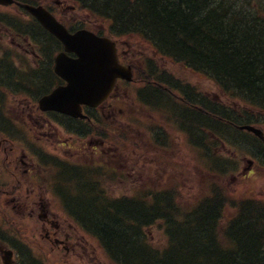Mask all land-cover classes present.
<instances>
[{"label": "trees", "instance_id": "16d2710c", "mask_svg": "<svg viewBox=\"0 0 264 264\" xmlns=\"http://www.w3.org/2000/svg\"><path fill=\"white\" fill-rule=\"evenodd\" d=\"M70 1L103 19L115 35L144 37L163 55L206 73L222 90L264 113V0ZM207 102L196 94L175 113L184 126L195 124L200 114L228 140L236 136L235 127L251 124ZM190 103L205 112L194 117ZM255 120L264 125V118ZM80 190L89 196L73 201L78 221L100 240L114 264H264L262 199L234 197L213 185L181 208L168 198L151 205L142 200L112 204L98 188ZM158 220L167 239L161 249L148 243L143 231Z\"/></svg>", "mask_w": 264, "mask_h": 264}, {"label": "flooded vegetation", "instance_id": "af4514ba", "mask_svg": "<svg viewBox=\"0 0 264 264\" xmlns=\"http://www.w3.org/2000/svg\"><path fill=\"white\" fill-rule=\"evenodd\" d=\"M53 3L0 4V264H50L55 252L62 254L59 264H68L71 251L84 241L72 233L69 209L84 186L80 171L87 158L117 172L140 162L145 169L161 164L167 170L166 156L181 145L178 136L160 133V159L147 144L143 155L121 150L118 100L128 93L119 88L99 108H84L85 119L40 109V99L65 83L55 74L53 36L26 7L65 12L63 2ZM97 128V136L87 139ZM171 160L172 166L179 164L177 154Z\"/></svg>", "mask_w": 264, "mask_h": 264}, {"label": "rangeland", "instance_id": "374dc122", "mask_svg": "<svg viewBox=\"0 0 264 264\" xmlns=\"http://www.w3.org/2000/svg\"><path fill=\"white\" fill-rule=\"evenodd\" d=\"M53 1L54 3L56 1L64 2L62 0ZM64 4V8L66 9L65 12H61L59 8L57 9L59 12H56L59 15L63 16L62 19L64 21L69 22L72 18H74L77 20H81L86 25L92 24L93 27L99 25L98 23H100L101 25H105V22L102 19L90 16L89 14L85 12H80L76 9L74 10V6L70 5V3L68 2H65ZM121 39H123V44H125L124 48L126 51H130L131 53L135 52L136 54H138V57H140L141 54H145L144 57L150 56L156 59V61L162 68H165L167 71L171 72L176 78L182 79L192 84L194 87L199 88L200 91L207 95L215 96V98L227 104L230 109L232 107L233 111L236 110V107L244 109L246 112V119L249 117V114L255 112V110H253L252 108L250 109L245 102H242L241 99L238 100L233 96H224V94L217 87L216 83L204 74L193 73L189 70H186L182 65L173 63L172 60L166 57H161L155 51L154 47L143 39H140L138 37ZM125 39L127 41H125ZM116 41L119 42L120 40ZM56 50L57 47L55 48V52ZM136 54H132V56H130L132 59L134 58V61L137 59ZM151 74L155 79L154 74ZM151 85H154V83H152ZM128 90L130 91L131 95H129L128 100L126 101V103H124L123 109L125 110V112L131 114V118H129L128 120H132L133 122L127 123V117L124 118V120H121L122 125L120 126V128L123 129L121 130L122 133L118 136V142L122 145V150L125 153L131 154L132 150H135L140 155H143L145 152L144 148L146 144H148L146 143V140L149 142L150 139L146 132L145 122L147 121V117H151L147 115L148 112H146L139 104V107L134 104L133 98L136 93V87L130 86ZM183 110L184 109L182 107V111ZM123 121H125V123H123ZM205 124H207V122ZM195 127L198 128V125ZM201 128L204 130L203 136L206 138V142H210L208 144V146L211 145L210 151H214L212 148L214 147V154H218L219 157L222 156V160L236 161V167L234 168L232 173H228L226 175L221 176H215L217 185H219V187L225 188L232 194L239 197H253L256 199L264 200V153L262 148L263 146H257V144L259 143L252 136L247 134H238L237 132L236 134L238 136L234 138L238 139L239 142L236 145L227 146L220 143L216 144V142L221 141L218 139L219 136L215 134V131H210L205 127ZM111 131L113 130H110V132ZM97 134L98 133H95L94 135H89L87 139L95 138ZM222 135H225V133ZM253 142L256 144H254ZM147 149L151 150V145L150 147H147ZM196 153L197 152L191 148L189 142L185 138H183L182 143L176 152L179 162L181 164L180 179L182 184L178 180L176 182L173 180L169 184V186H166L167 188H165L167 181L170 178L175 177L176 174L173 169L166 170L165 167L161 164H159L158 166H147V169H145L141 162H136L137 164L135 165V167L132 163H130V165H128L129 168H127L126 173L120 172V169L118 172L115 170L114 173L112 171L111 166H105V164L99 162L100 165L104 167L103 170L105 171V173L102 172L100 174L95 175V177H90L89 175H87L85 177L86 181L84 183V186L89 185L90 188L94 190V187H92V185L90 184L91 180H100L110 197H137L143 191H146L148 189L155 190L154 188H156L157 186H164L162 192L170 191L171 194L169 195L173 199V201L177 202V200L180 199L178 203H181V206L188 207V205H190L194 201H197L201 196V192L203 191V189H205L204 180L210 179L208 178L209 175L203 167L207 166V164L200 162L199 159L196 160ZM176 154H174V148L172 147L169 159L175 160ZM87 155L89 156L90 152H87ZM140 155L134 156L136 161L140 160ZM255 158H258L260 161ZM172 162L174 161L172 160ZM95 163L99 165L97 161ZM130 168H134L135 170L132 171ZM77 191L79 195L82 194V197H86V195L89 196V194H86L84 191ZM143 197H145L144 199H146L147 196ZM146 200L148 201L150 199ZM167 200L169 201L170 199ZM161 202L162 201L159 200V202L156 203ZM161 226L162 224L160 222H155L152 227L146 230L149 242H151V244L157 249H161L164 246L165 242H167L164 230H160L162 229ZM78 229L79 228L75 224H73V235L78 236L79 238H83L86 242L82 241L81 248H77L76 250L71 251L69 259L68 261L66 260V263L110 264L106 256L104 255V252L95 243V241L87 233L83 231L79 232ZM61 255V253L58 255V252H55L54 258L50 260V264H59L61 262ZM1 256L0 263H2Z\"/></svg>", "mask_w": 264, "mask_h": 264}, {"label": "water", "instance_id": "95a60500", "mask_svg": "<svg viewBox=\"0 0 264 264\" xmlns=\"http://www.w3.org/2000/svg\"><path fill=\"white\" fill-rule=\"evenodd\" d=\"M30 9L65 48L56 59L55 71L68 82V86L60 87L45 99L42 103L44 108L77 117L80 105L96 106L104 100L117 77L129 79V70L119 67L114 44L107 38H99L86 31L71 35L43 9ZM67 53H74L78 58L71 59ZM243 129L264 141V134L260 130L251 126Z\"/></svg>", "mask_w": 264, "mask_h": 264}, {"label": "bare ground", "instance_id": "6f19581e", "mask_svg": "<svg viewBox=\"0 0 264 264\" xmlns=\"http://www.w3.org/2000/svg\"><path fill=\"white\" fill-rule=\"evenodd\" d=\"M180 89H181V84H179L175 79L165 77L162 80H160V82L157 86L151 85V84L144 85L141 88V92L144 94L155 96L160 92L175 93V92H178ZM199 117H201V119H199V120L194 119L195 124L205 125V123H206L205 118L203 116H200V114L198 115V118ZM216 164L220 167H223L225 165V162L217 160Z\"/></svg>", "mask_w": 264, "mask_h": 264}]
</instances>
